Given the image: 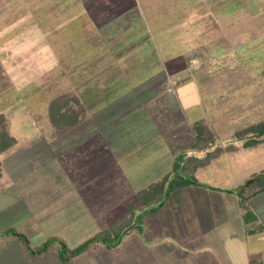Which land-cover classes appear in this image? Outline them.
I'll use <instances>...</instances> for the list:
<instances>
[{
	"label": "rangeland",
	"instance_id": "rangeland-1",
	"mask_svg": "<svg viewBox=\"0 0 264 264\" xmlns=\"http://www.w3.org/2000/svg\"><path fill=\"white\" fill-rule=\"evenodd\" d=\"M28 1L37 5L30 9ZM223 1H90L87 19L83 13L79 18L78 6L70 12L58 6L55 15L61 18L50 28L53 13L37 21L46 0H23L20 22L14 28L0 23L1 111L12 117L11 132L23 138L46 133L49 103L60 95L79 98L86 109L84 120L67 134L36 142L48 144L47 150L20 152L17 166L9 160L13 156L6 158L0 264H60L58 245L31 256L11 234L23 236L31 248L50 237L73 248L116 223L126 231L117 245L109 250L91 245L68 264H130V245L165 244L167 237L156 232L186 229L191 215L189 200V212H174L182 201L176 196L180 188L167 193V182L153 189L160 195L150 204L145 195L130 199L134 191L175 168L196 180L192 188L200 200L212 202L218 193L212 197L208 187L233 192L238 184L264 176V143L243 146L250 143L244 137L251 126L264 122V14H255L264 12V0H231L232 12ZM127 6L130 13L107 22ZM139 18L143 34L158 35L159 45L148 41L131 59L125 52L136 37L126 28L129 22L138 27ZM119 28L117 39L109 35ZM170 37L173 50L166 51ZM147 54V74L166 71L162 92L157 88L165 80L161 73L145 78L130 73V61ZM198 120L205 128L200 141L190 126ZM202 148L207 153L202 157L179 158ZM151 207L158 211L144 212Z\"/></svg>",
	"mask_w": 264,
	"mask_h": 264
},
{
	"label": "crops",
	"instance_id": "crops-1",
	"mask_svg": "<svg viewBox=\"0 0 264 264\" xmlns=\"http://www.w3.org/2000/svg\"><path fill=\"white\" fill-rule=\"evenodd\" d=\"M90 1H95V3L99 2V0H46L45 5H38L41 7V10H37V12L44 15H39L37 17V21L40 22V19H44L45 13L48 15L47 20H49V14L53 13L54 18L53 16H51V24H49L48 27L54 28L53 26H57V21L61 18L59 15H55V13H57L56 9L58 8V6L59 9L61 8L63 11L66 9L69 12L71 11V9L69 8H76L78 6V9L76 10L79 11V18L81 19V13H83L85 19L88 15L87 5ZM15 2L16 1L12 3V1L0 0V23L9 24V28H14L17 21H19L18 19L21 18H17V14H19L18 11H20L21 13L25 6L23 0H21L20 2ZM28 3L30 5V9L31 7L33 8L34 4H36L33 1H28ZM128 8L130 7L127 6L126 9H122L119 15L109 18L107 22H111L112 19H117L122 14L130 13L128 11ZM27 19L30 18L28 17ZM128 19L129 16L127 17V20ZM88 20L92 21V23H95L93 20ZM96 26L97 25H95V27ZM129 27L130 22L128 23L127 28ZM78 28L81 29L82 27L79 26ZM150 39L152 41L158 40L159 43L160 38L157 37L156 39L154 37H151ZM147 55V57L145 56L141 60L142 67L136 69L135 71L131 66H134V64L130 63V73L132 71H138L140 76L144 78L161 73V75L164 76L165 80L162 84H159L157 88L159 89L158 91L162 92L167 88L166 71L164 69H158L157 71L147 74L146 67H148L149 65H145L144 62L145 59H149V57H151L150 54ZM2 58L3 56L0 55V81L5 76ZM183 72L184 70L181 69L177 71V75H181ZM146 74L148 76H146ZM134 76L138 75L134 74ZM174 77H176V75ZM178 77L179 76H177L176 78ZM176 78L173 80L175 85L177 83L175 82L177 81ZM78 100L80 104H82L79 98ZM3 108H5V96H3L2 98V102L0 97V116H4V120L9 121L8 136L10 138V144L6 145L9 139H7V136H5V134H0V188L4 182H7L5 181V179L6 175L9 174L7 171V166L10 163L9 160L13 159L15 165L17 166L18 163L15 162L14 158L18 157L20 155V152H30L31 154L35 152L39 153L41 152L39 150L40 147L47 150L49 148L48 144H37L36 142L40 141L41 139L44 140L46 136H51L54 139L59 138L60 136L67 134V132L81 123L80 122L74 126H70L65 123L63 124L62 128L57 129L56 127L51 125L48 118L49 125L46 133H44L43 135H38L37 133H26L30 134V137L23 138L24 136L21 135L22 133L11 132L12 117H8L5 112L1 111ZM84 110L86 114L85 107ZM194 123L195 122H190V126L192 129ZM80 148L81 146L78 148V152L82 154L83 150H81ZM202 149L203 150L198 152L190 151L188 153H181L179 155V158L185 159L190 155L202 157L207 154L205 152V148ZM8 156L13 157L7 160L6 158ZM4 171L7 173L4 174ZM171 174L172 172L166 173L165 175L160 177L159 181L156 180L149 183L144 188H140V190H138L137 192L134 191V194L130 195V199L137 196L143 197V195H145L147 197L146 203L150 204V202L153 200V196H155L156 198L160 195V192H153V189L160 188L161 184L163 183H168L165 178ZM253 174L254 173H251L250 177H252ZM254 179H256V177ZM254 179L246 185L238 184V188H242L244 190L243 196L247 197L245 205L253 215V218L249 222H244V220L242 219V211L239 207V198L234 190L233 192H230L228 191L227 187H208V189H210L209 191H211L212 193H210L212 197L215 194L217 195L218 193V196L213 197L212 202H210V199H199L200 193H197V190H194V188H192L193 186L197 187V185L181 187L180 191L177 190L176 196L177 199H180L181 197L182 201L179 200V202H177L176 210L174 212H189L187 211L189 200V204L191 206V215H189L187 221V228H178L177 226L176 230L173 229L167 234L162 233L161 231H157V235L162 234V237H167L165 244L145 243L140 245H130V264H264V191L258 192L260 184L257 183V181H255ZM253 181H255L256 184L252 185ZM216 189H218L217 192H213ZM188 190H192L191 193L188 192ZM181 191L183 194L181 193ZM193 191H195V193ZM184 196L186 197L185 200H183ZM229 208H232V212ZM230 224L234 225L235 228L232 229L230 227ZM138 254L143 255L142 257H140Z\"/></svg>",
	"mask_w": 264,
	"mask_h": 264
},
{
	"label": "trees",
	"instance_id": "trees-1",
	"mask_svg": "<svg viewBox=\"0 0 264 264\" xmlns=\"http://www.w3.org/2000/svg\"><path fill=\"white\" fill-rule=\"evenodd\" d=\"M7 1H11V0H7ZM192 2H193V0H192ZM12 3H14V0L12 1ZM222 3L227 4L226 9L228 11H230V12L233 11V8H232L233 5L232 4H234V3L231 0H229V2L227 0H225ZM244 10L247 11V8ZM255 14L256 15H262V14H264V12H262V10L260 9L259 13L256 10ZM136 20L137 19L135 18V21ZM141 21L142 20L140 19L138 27L133 26V27H129V29L126 28V29L130 30V35H131V33L134 32V36L136 37L135 41H131L130 50H128V52H125L127 54L130 53L131 59L133 58V56L135 54L134 52H139V49L141 50L140 46L145 45L146 42H148V41L150 43L154 42L150 39L151 37L152 38L154 37L156 39L158 37V35H154V36L150 35V37L148 38V34L144 35L143 31H146V27L144 25H140ZM131 23H132V21H131ZM126 29L124 31L123 37H121V38H124V36L127 35ZM119 30H121V29L120 28L116 29L113 33H111L109 35L114 37V38H117ZM103 31L104 30H102V32ZM173 37L168 38L167 42L164 43L163 47L165 46L164 48H166V51L173 50V48H171V46L172 47L174 46V44H173L174 38ZM156 44L159 45L158 40L156 41ZM152 50H153V48H152ZM142 59H139V60L135 59L134 61H130V63L134 64V66L131 65L134 71L136 69H139L142 67V61H141ZM135 78L139 79V77H137V76H135ZM48 118L50 120L51 125L56 127L57 129L62 128L63 124H65V123L70 125V126H74V125H76V124H78L84 120L85 110H84V107L82 106V104H80L77 97L71 96L68 94H64V95H60V96L56 97L53 101H51L49 103ZM201 123H202L201 120H198L193 124V130L195 133L194 138L196 140H199L202 137V136H200V135H202L201 131L205 130V128L204 129L201 128V126H200ZM59 131H61V130H59ZM0 134L1 135L5 134V136H7V139H9V140L7 141L6 145H9L10 144V138L8 136V134H9V121L4 120V116H0ZM244 138H249L250 143L247 140L243 143V146H246L249 144L255 145V144L264 143V122L252 125L251 128L249 129V131L245 134ZM212 145L213 144H211V146ZM172 174H174L175 176ZM172 174L168 175L165 178V180H167L169 183L167 193L169 191H171V189H174V188H181L183 186H188V185H197L196 180H194L193 178L192 179L185 178L183 175L177 173V169L175 170V168H174ZM254 180L260 184V186L258 188V192L264 191V176H258ZM243 191L244 190L242 188L241 189L238 188V190L235 192L239 198V207L242 211V219L244 220V222H249L253 218V215L250 213L249 209L245 205L247 197L243 196ZM161 206L162 205H160L158 208H161ZM158 208H152L151 207L147 210H144V212L145 211L147 213L155 212L158 210ZM142 213L143 212L139 213L138 218L141 217ZM136 221H137V219H136ZM124 232H126V231L124 229H122V227H119V224L116 223L114 225H111V226L97 232L94 236L88 238L87 240L83 241L82 243L76 245L73 248H68L62 242L58 241L55 237H50L47 240H45L40 246H38L36 248H31L29 246L27 240L23 236L17 235V234H11V235L13 237H16L18 240H20L23 243L26 251H28V253L31 256H39V255L43 254L44 252H47L48 248L51 247L52 245H55V244L58 245L57 258H58L60 264H68L73 258L85 253L91 245L99 243V244H102L106 249L109 250L110 248L117 245V242L120 240L121 235ZM127 232H128V230H127Z\"/></svg>",
	"mask_w": 264,
	"mask_h": 264
}]
</instances>
